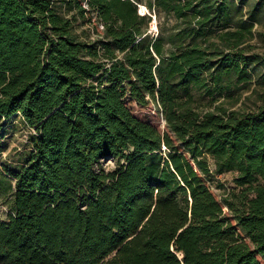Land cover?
I'll use <instances>...</instances> for the list:
<instances>
[{
  "label": "trees",
  "instance_id": "1",
  "mask_svg": "<svg viewBox=\"0 0 264 264\" xmlns=\"http://www.w3.org/2000/svg\"><path fill=\"white\" fill-rule=\"evenodd\" d=\"M257 25L264 0H0V154L13 117L33 130L1 171L0 264H264Z\"/></svg>",
  "mask_w": 264,
  "mask_h": 264
},
{
  "label": "rangeland",
  "instance_id": "2",
  "mask_svg": "<svg viewBox=\"0 0 264 264\" xmlns=\"http://www.w3.org/2000/svg\"><path fill=\"white\" fill-rule=\"evenodd\" d=\"M245 8H248L246 6ZM140 11L149 12L146 6L140 4ZM86 26V25H85ZM256 30H264V25L255 26ZM149 32L154 36L158 34V26L156 19L150 24ZM257 39H253L255 42ZM203 108L208 105L209 98L207 95H203L200 92H195ZM256 99V94L252 93V90L245 91L238 101L229 100L223 101L225 107L232 109H248ZM234 101V102H233ZM233 102V103H232ZM128 107L134 115L137 117L149 121L159 129H164V118L161 111L159 110L157 104L150 102L147 105H141L137 101L129 99L126 101ZM218 104V102L216 103ZM33 132L32 129L26 127L19 116L13 117L10 122H8L4 135L2 136L1 143L3 144V150L0 154V220L6 219L7 213L9 211L8 201L10 199V194L6 190L8 183L2 181L1 171L4 165H9L16 167L22 163L23 157L30 149L29 136ZM102 165L107 168H113L115 166V161L112 159L104 160ZM233 176L234 173L227 172L220 176H216L211 183L214 188L213 192L218 198H221L222 194L233 186ZM223 185V186H221Z\"/></svg>",
  "mask_w": 264,
  "mask_h": 264
},
{
  "label": "water",
  "instance_id": "3",
  "mask_svg": "<svg viewBox=\"0 0 264 264\" xmlns=\"http://www.w3.org/2000/svg\"><path fill=\"white\" fill-rule=\"evenodd\" d=\"M140 13H141V14H145L146 12H144V11H143V12H142V11H140ZM164 125H165V119H164Z\"/></svg>",
  "mask_w": 264,
  "mask_h": 264
},
{
  "label": "built area",
  "instance_id": "4",
  "mask_svg": "<svg viewBox=\"0 0 264 264\" xmlns=\"http://www.w3.org/2000/svg\"><path fill=\"white\" fill-rule=\"evenodd\" d=\"M162 116H163V114H162Z\"/></svg>",
  "mask_w": 264,
  "mask_h": 264
}]
</instances>
